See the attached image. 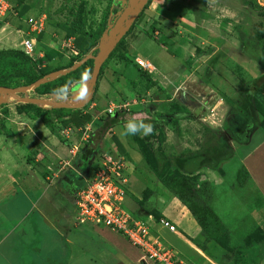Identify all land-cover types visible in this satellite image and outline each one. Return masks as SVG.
Instances as JSON below:
<instances>
[{"label": "crops", "instance_id": "0c3cea01", "mask_svg": "<svg viewBox=\"0 0 264 264\" xmlns=\"http://www.w3.org/2000/svg\"><path fill=\"white\" fill-rule=\"evenodd\" d=\"M5 1L9 12L0 26V50L12 48L21 51L24 39L29 36L35 38L31 62L38 71L48 72L40 78V83L52 82L80 68L92 51L96 52L93 55L96 59L101 47L108 40L107 35L115 29L117 20L128 5V0ZM158 2L160 0H148L141 12L133 18L121 40L108 54L104 53L102 61L107 59L106 67L104 66L102 78L98 80L97 91L88 90L87 95L81 99L78 90L80 79L68 85L71 95L68 94L63 100L54 93L42 94L44 97L38 100L31 99L35 103L21 100L10 102L9 95H0V102H5L6 108L0 130V246L9 238L24 239V236L36 227L55 230L43 219L50 215L58 214L63 218L61 223L64 227L61 226V232L69 235L86 226L93 227L89 224L77 225L75 217L68 215L70 208L74 207L75 194L84 185L91 164L97 156L92 155L90 158L87 156L86 137L89 138L94 131H98L104 135L103 137L109 133L111 142L114 144L112 139L115 137L123 151L118 150L114 144L118 152L109 154L114 158H123L127 162L126 148L117 135L118 125L107 124L108 119L104 111L110 105L114 106L107 105L108 100L114 101L118 98L119 93L114 87L124 88L127 94L133 90L127 82V77L132 72L128 69L122 70L121 67L120 73L114 77L112 67L116 62L120 68L124 67L126 60L133 63L138 59L149 61L155 69L151 75L143 71V78L134 82L135 87L145 85L143 94L145 99L140 102L141 106L146 104V108L151 110L155 107L154 103L162 105L161 109L165 114L155 115V120L162 122L158 125L164 130V146L168 147L167 139L171 136L177 137L180 142L181 138H184L178 154L187 151L189 155L187 166L194 174L220 173L217 167L224 162H231L236 168L232 172L234 181L237 173L242 171L246 187L258 195L253 201L259 206L253 209L251 217L264 233V130L256 124L260 120L259 115L252 117L243 110L232 111V106L236 108L239 101L244 104L250 103L248 88L255 98L258 93H264V72H254L251 74L250 82L242 83L231 71H226L228 76L216 74L211 83L202 84L197 80V74L189 63L201 57L202 53L198 55V50L200 52L204 50H201L202 36L195 33L197 29L210 40H214L209 27H204L203 22L202 25H198L197 20L190 23L186 16L185 19L178 16L182 21L178 30L168 17L162 16L163 26L157 25L152 32L151 27H147L149 19L145 20V17L159 16L154 9ZM164 4L170 11L189 5L187 3L183 5L179 0L165 1ZM29 19L40 23L41 27L37 33H31ZM124 26L123 21L119 23L118 28ZM98 30L100 34L96 35ZM161 37L166 40L168 46L165 43L159 44L163 41ZM85 38L89 39L91 46L82 53L79 46L84 45ZM156 42L158 44H155ZM117 56L121 58L117 60ZM231 79L234 88L228 84ZM213 83L218 84L214 86L219 90L209 88ZM0 89L7 93H15V88ZM224 90H228L227 93L219 95L220 91L225 92ZM21 104L34 106L40 113H33L32 108L28 111H19ZM171 104L183 107L190 116L173 122L168 115ZM76 110L88 113L91 116L90 122L82 131L63 128L56 114H68ZM148 114L155 112L149 111ZM115 116L112 119H115ZM207 134L217 138L222 150L211 147L205 140ZM222 152L224 156H220ZM171 205V203H168L167 207L158 205L157 210L165 217L164 220L176 224L177 232H169L160 223H152L156 230L151 225L153 235L168 247L171 246L155 232L162 231L167 235V239L177 240L179 239L177 235H180L178 229L190 239H195L202 230L195 218L190 219L186 214L177 222L176 216L170 210ZM174 207L181 210L179 204H174ZM70 245L75 246L71 241ZM43 246L56 249L54 243L44 240ZM14 253L15 250L12 249L9 252L11 256ZM75 253L76 251L64 264H73Z\"/></svg>", "mask_w": 264, "mask_h": 264}, {"label": "rangeland", "instance_id": "374dc122", "mask_svg": "<svg viewBox=\"0 0 264 264\" xmlns=\"http://www.w3.org/2000/svg\"><path fill=\"white\" fill-rule=\"evenodd\" d=\"M165 1L175 0H160L158 6L154 5L159 16L145 17V20L149 19L147 27H151L150 31H155L157 25L163 26L162 16L168 17L173 26L180 30L182 21L178 16L183 19L186 16L188 22L194 23L197 20L198 25L209 27L212 33L214 40H210L198 29L195 32L202 36L200 43L201 50H204L200 52L202 53L200 58L190 61L189 64L197 74V80L202 84L211 83L216 74L228 76L226 71H231L232 75H236L242 83L250 82L252 73L264 72V0H179L183 5L189 4L190 9L188 5L171 11L164 4ZM182 33L188 34V32ZM187 38L193 37L187 36ZM160 39L163 41L159 44L165 43L168 46L165 39L162 37ZM170 46L173 47L171 44ZM95 53V51L90 52L80 68L52 82L40 83L38 74L24 54L12 48L2 49L0 50V87L15 88V93H7L0 89V95H9L10 102H16L21 99L38 100L44 97L42 94L54 93V90L69 85L71 81L80 80L86 70H90L92 75ZM116 58L119 60L121 56ZM103 61L98 79L91 86L92 91L93 89L97 91L98 80L103 76L107 59ZM117 65L116 62L112 67V74L114 73L116 77L121 67L122 70H130L132 73L127 77V82L133 90L127 94L124 88L114 87L119 93L118 98L114 101L108 100L107 105L114 104L117 115L105 117L108 119L107 124L118 125L117 135L127 151L125 152L128 162L125 207L132 212L136 210L144 212L146 220L155 230L152 223H159L165 219L157 210L158 205L167 207L168 203H171L170 210L176 216L177 222L182 220L185 214L190 219L193 217L198 220L202 230L195 239H190L179 229L180 235H177L179 237L177 240L167 239V235L162 231L155 232L190 264H264V233L251 217L253 209L259 206L253 201L258 195L246 187L242 171L237 173L234 181L232 172L236 168L231 162H224L217 167L220 173L194 174L187 166L189 158L187 151L178 154L179 147L185 139L181 138L182 142H180L177 137L171 136L167 139L168 147H165L164 130L158 125L162 124L161 121L156 120L153 134L146 137L121 134L125 121L133 115L147 113L150 119H156L155 115H164L165 112L161 109L162 105L156 103L151 110L146 108V104L141 106L140 102L145 99L143 96L145 85L135 87L134 81L143 78L144 72L135 62L126 60L124 67L118 68ZM228 84L234 88L232 79ZM214 85L218 84L213 83L209 88L214 87V91L219 90ZM227 91H220L219 95ZM262 97V94L256 95V103L259 105L250 101L248 104L239 101L236 108L232 106V111L243 110L252 117L258 116L257 110L264 114L260 107L264 106ZM4 103L0 102V130L6 109ZM30 108L33 109V113H39L37 108L28 104H21L19 107L24 111ZM149 111H154L155 114H148ZM111 116L116 118L112 119ZM103 136L98 131L90 134L86 142L87 153L98 155L101 152H118L110 140L109 133ZM216 139L215 136L208 134L205 137L212 148L222 150ZM93 164H96V159L91 166ZM174 204H179L181 210L174 207ZM74 210L72 206L68 215L75 217ZM43 219L55 230L36 227L24 236V239L9 238L0 246V264H64L75 251L76 258L73 264H144L141 260L143 257L141 251L132 246L121 234L110 232L108 228L86 226L69 235L61 232V226L64 225L61 223L63 218L60 215H50ZM68 237L75 246L70 245ZM43 240L54 243L56 249L42 247ZM11 249L15 250L12 256L9 254ZM146 264L152 263L147 261Z\"/></svg>", "mask_w": 264, "mask_h": 264}, {"label": "built area", "instance_id": "2783aa9c", "mask_svg": "<svg viewBox=\"0 0 264 264\" xmlns=\"http://www.w3.org/2000/svg\"><path fill=\"white\" fill-rule=\"evenodd\" d=\"M8 12L7 2L0 0V26ZM28 23L32 26L31 33L40 30L41 25L37 20L29 19ZM34 41L35 38L29 36L21 43L22 51L30 58L34 53ZM135 63L149 75L155 71L149 61L138 59ZM104 114H115L114 107L110 105ZM95 159L96 164L91 166L84 185L75 194L76 223L104 227L121 234L141 251L144 264L147 261L152 264H189L178 252L153 235L144 212H132L125 207L123 200L127 186V162L123 158H114L109 153L98 154ZM159 223L169 232H177L176 226L170 221L162 219Z\"/></svg>", "mask_w": 264, "mask_h": 264}, {"label": "trees", "instance_id": "16d2710c", "mask_svg": "<svg viewBox=\"0 0 264 264\" xmlns=\"http://www.w3.org/2000/svg\"><path fill=\"white\" fill-rule=\"evenodd\" d=\"M98 34H100V30H98L96 32V35H98ZM88 40H87V38H85L84 45L83 46H79L80 47L79 48L80 52L85 53L90 48L91 42H89ZM20 52L22 54H24V56L26 58H28L31 67L34 69V71L36 72V74H38V76H39L38 79H40L42 76H44V75H46L48 73L47 71H38L37 68L35 67V65L31 62V58L28 57L22 50ZM197 54L198 55L200 54V51L199 50L197 51ZM73 81H75V80H73ZM73 81H71V82H73ZM71 82L68 83V84H71ZM248 94H249V96H248L249 101L251 103L255 104L256 101H257L256 100L257 98H255V96L250 92V90H249ZM261 94L263 95L262 99L264 101V93H261ZM256 105H259V103H256ZM28 106H31V105H28ZM260 107H261L262 111L264 112V106L261 105ZM18 110L21 111V109H19V108H18ZM257 112H256V114L259 115V117L262 118V119H260L256 124H258V126L264 130V123H262V121L264 120V114L261 113V112H259L258 110H257ZM39 113H40V111H39ZM39 113H37V114H39ZM168 115H169V118L173 122H177L180 119H186V118H188L190 116V113L186 109H184L183 107H179L176 104H171L170 105V110L168 112ZM56 116L60 119V125L63 128H70V129H73V131L76 130V129H80L82 131L83 130V127L88 122H90V120H91V116L88 113H83L80 110H76V111H73V112L68 113V114H56ZM146 122H150V123H153L154 125H156V120L155 119H151V120H148ZM112 141L117 146V149L120 150L121 152H123L122 151L121 144L118 142V140L115 137H113ZM223 153L224 152H222L220 156H224ZM92 155H95V154H93L92 152L87 153V156L89 158ZM196 221L199 224L198 220H196Z\"/></svg>", "mask_w": 264, "mask_h": 264}, {"label": "water", "instance_id": "95a60500", "mask_svg": "<svg viewBox=\"0 0 264 264\" xmlns=\"http://www.w3.org/2000/svg\"><path fill=\"white\" fill-rule=\"evenodd\" d=\"M147 2H148V0H128V3H127L128 5L125 8V10L123 11L119 20H117V22L115 24V29L113 31L111 30L109 32V34L107 35L108 36L107 42L101 47L98 57L96 59H94L93 72H92V75L90 77V80L87 82L88 90H91L92 84L97 79L98 72L100 69V64L102 62V57H103L104 53L108 54L114 48V46L117 44V42L121 40V38L126 33V30L128 29V27L132 23L133 18L136 17L139 14V12H141V10L145 7ZM124 4H126V3H124ZM123 21L125 22V26L122 27L121 29H119L118 28L119 23L123 22ZM21 101L35 103V101L31 100V99H21Z\"/></svg>", "mask_w": 264, "mask_h": 264}, {"label": "clouds", "instance_id": "9594fccd", "mask_svg": "<svg viewBox=\"0 0 264 264\" xmlns=\"http://www.w3.org/2000/svg\"><path fill=\"white\" fill-rule=\"evenodd\" d=\"M91 77V71L86 70L82 76L81 80L78 85L79 90V97L82 99L84 98L88 93V87L87 82L90 80ZM69 94V86L64 85L56 90H54V95L59 97L60 99H66ZM150 119L148 117L147 113H138L133 115L132 117L128 118L124 123V130L121 133L123 136H135V135H141V136H149L153 134L155 125L150 122H146Z\"/></svg>", "mask_w": 264, "mask_h": 264}, {"label": "bare ground", "instance_id": "6f19581e", "mask_svg": "<svg viewBox=\"0 0 264 264\" xmlns=\"http://www.w3.org/2000/svg\"><path fill=\"white\" fill-rule=\"evenodd\" d=\"M78 101V100H77Z\"/></svg>", "mask_w": 264, "mask_h": 264}]
</instances>
